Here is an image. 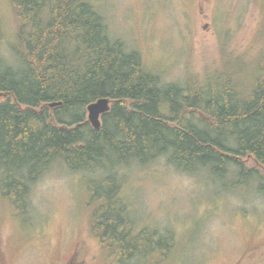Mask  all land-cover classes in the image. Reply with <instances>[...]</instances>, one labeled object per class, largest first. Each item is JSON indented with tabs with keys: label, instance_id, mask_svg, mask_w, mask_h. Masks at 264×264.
I'll use <instances>...</instances> for the list:
<instances>
[{
	"label": "trees",
	"instance_id": "16d2710c",
	"mask_svg": "<svg viewBox=\"0 0 264 264\" xmlns=\"http://www.w3.org/2000/svg\"><path fill=\"white\" fill-rule=\"evenodd\" d=\"M11 4L17 41L13 64L0 53V191L12 207L24 212L30 186L54 164L100 172L86 180L108 187L89 192L90 228L112 264H129L157 250L166 259L172 245L162 239L173 236L135 231L118 170L164 157L184 173L252 180L264 194V176L245 164L252 158L264 169V49L249 69L240 58L222 59L202 75L162 82L139 52L110 36L89 0ZM100 97L110 109L94 129L86 107Z\"/></svg>",
	"mask_w": 264,
	"mask_h": 264
},
{
	"label": "rangeland",
	"instance_id": "374dc122",
	"mask_svg": "<svg viewBox=\"0 0 264 264\" xmlns=\"http://www.w3.org/2000/svg\"><path fill=\"white\" fill-rule=\"evenodd\" d=\"M89 1L104 16L110 36L139 52L162 82L181 83L187 73L202 75L227 59L240 58L249 69L264 49L261 1ZM0 29V53L13 64L17 19L11 0H0ZM245 164L264 176L252 158ZM95 172L52 165L30 186L24 212L0 191V264H112L85 205L89 192L108 190L106 184H87L100 174ZM116 174L135 231L150 235L155 228L173 236L172 243L162 239L172 245L166 259L157 250L136 264H264V194L257 182L233 185V179H212L204 170L184 173L164 157ZM140 244L146 248V241Z\"/></svg>",
	"mask_w": 264,
	"mask_h": 264
},
{
	"label": "water",
	"instance_id": "95a60500",
	"mask_svg": "<svg viewBox=\"0 0 264 264\" xmlns=\"http://www.w3.org/2000/svg\"><path fill=\"white\" fill-rule=\"evenodd\" d=\"M60 105V102H52L50 107ZM110 99L108 97H100L97 100L89 103L86 107L87 120L94 129H99L101 126V116L109 111Z\"/></svg>",
	"mask_w": 264,
	"mask_h": 264
},
{
	"label": "bare ground",
	"instance_id": "6f19581e",
	"mask_svg": "<svg viewBox=\"0 0 264 264\" xmlns=\"http://www.w3.org/2000/svg\"><path fill=\"white\" fill-rule=\"evenodd\" d=\"M122 43V42H121Z\"/></svg>",
	"mask_w": 264,
	"mask_h": 264
}]
</instances>
